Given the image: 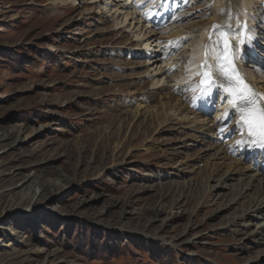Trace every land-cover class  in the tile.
<instances>
[{"label": "rangeland", "instance_id": "1", "mask_svg": "<svg viewBox=\"0 0 264 264\" xmlns=\"http://www.w3.org/2000/svg\"><path fill=\"white\" fill-rule=\"evenodd\" d=\"M112 1L0 0V264H264L195 171L206 147L180 143L177 117L134 114L154 86L133 76L144 53L128 55L145 27ZM211 13L199 5L186 20L201 24L157 37L188 26L193 42ZM30 178L44 191L24 200Z\"/></svg>", "mask_w": 264, "mask_h": 264}, {"label": "bare ground", "instance_id": "2", "mask_svg": "<svg viewBox=\"0 0 264 264\" xmlns=\"http://www.w3.org/2000/svg\"><path fill=\"white\" fill-rule=\"evenodd\" d=\"M78 1L79 0H55V3H59L63 5L68 3H77ZM102 1H108V0H88L87 5L97 4ZM145 1L146 0H113L111 4H107L106 6H110L111 10H113V8H116V12L118 13V15L119 16L123 15L125 21L124 23H127V21L132 20L130 18L132 17L134 12V11L133 12L132 11L128 12V11H130L131 9L134 10L137 9V7L142 5V3H144ZM252 1L253 0H212L211 4L213 5L214 13L209 18L208 22L204 21L205 23L202 24L203 28L206 29L208 26L211 25V23L216 22L217 25L223 26L224 30H227L228 33L231 32V35L234 38H236L235 33L237 31L234 29L236 28L235 24L237 22V18L240 16L243 8L247 9L249 12L250 10L253 9L252 5H254V2ZM112 3L116 5H113ZM223 4L225 5L224 9L221 8ZM147 5L148 6L146 8L148 9V11H150V13L152 12L154 13L156 11L155 3L150 2ZM126 8H128L129 10L127 12L123 11ZM137 13L139 12L137 11ZM139 19L140 18L138 17V19H136L137 20L136 22L138 24L137 28L140 31L141 27L144 28L145 25L143 22L140 27L141 21ZM199 24L201 23L194 22L195 26ZM229 25H232L234 27L229 29L228 28ZM116 27H117L116 29L118 30L121 27H124L123 22L117 23ZM187 28L189 27L186 26L183 30H181L182 32L177 31L174 34L170 35L168 38L163 37L164 39H166V41H163L161 38L159 40H156L158 43L157 47H160L162 43L165 42H166L165 47L167 51L169 50L170 46L172 45L177 46L176 42H170V41H175L176 39H180V38L181 41L184 40L185 34L183 33ZM205 29H203L204 31L200 33V37H199L200 39L197 38L195 41L192 40L193 42L188 41L186 43L185 42L182 43L181 50L184 51H182L181 53L179 52L177 55L172 51L173 55L171 56L173 57L171 59L164 61L165 58H163L162 60L164 62H160L156 60L153 62L152 65H148L149 63L147 64V61H145L144 58L142 59L143 55H141L144 53L145 56L146 53L144 52V49H147L149 47L150 45L149 39L151 38L148 37H150L151 35L149 34L147 35V31H145L144 33L140 32L139 34H137V37L143 35L142 38L140 37L141 41H139L141 43V47H133V50L129 52L128 55L142 56L139 57L140 62L136 66L137 68H133V71L136 69H141V72L135 73L133 74V76L138 77L137 79L139 78L145 79V81L151 79L153 82L152 85L154 86H152L149 89L150 92H147L145 95L141 96L140 98L141 103H138L139 105L137 104L138 107L134 112V114L142 115L143 113L145 116L151 119L161 120L162 118L163 123L169 120H173L174 117H177L179 121L177 123L181 130V138H184L180 143H183L185 145L190 144V146H194V143L197 142L196 143L197 148H199V146L202 147L201 145L206 147L203 149H198L194 153L197 156L196 157L197 162L198 159L200 158H202L201 161L203 160L206 161L205 168L203 167V169H200L198 167L197 170L195 171L197 172L200 178L206 181L205 182L206 185H208V183H210V185H213L212 188L210 189V192L211 191L218 192L221 198L224 197V199L220 200L222 201L220 203V208L218 210L220 214L229 213L230 215H235L234 217L231 218L230 223L228 225L226 224L225 227H227L228 229H234V231L237 232L238 236L246 235L245 241L246 240L249 241L248 243L250 244V247L243 248L241 250L242 253L247 255L248 254L247 252L253 253L256 249H259L257 254L261 253L262 255H260V257L263 260L264 259V221L262 220L264 217V176L252 170L251 166L245 165L240 161L231 159L227 155L224 147L214 145L212 143V139L214 137L213 132L215 130L214 125L211 124L209 120L203 119L195 109L197 103L205 102V98L196 96V93L198 91L197 82L191 80L193 73L195 71L194 70L195 60L201 58L204 48L206 49V53L208 52L210 38L209 39L206 38L207 33ZM202 34H204V36H201ZM216 38H217L216 35L212 37L213 40H215ZM134 40L130 43L131 45L133 43H139L137 40L135 41ZM168 44L169 47L167 48ZM183 45L184 47H186L185 49ZM184 52L188 54L187 61L189 62L187 65L184 66H182V64L180 63V66L182 68L183 67L188 68V71L179 68L178 66L179 64L176 63L177 61H179V57L183 56ZM213 58H215V56L209 54L208 62H212ZM173 69H175L177 73L176 74L177 83L174 85H170L169 83L171 82H169V80L167 79L170 72L174 71ZM177 69L180 70L177 72ZM162 80H164V82H161ZM165 82L167 84H164ZM254 82L256 83V86H258L257 91H259L260 89L264 91V80L263 81L257 80L256 78L254 79ZM255 83L251 84L252 88L255 87ZM184 91H187V94L184 95L183 94ZM151 101H157L158 104L155 105V107L153 108H149L150 106H148V103H150ZM197 134H199V136H197ZM202 135H204L205 137L204 139L202 138ZM199 137L201 138L199 139ZM190 149H194V148H188L183 150L186 152L189 151ZM201 161L196 164L201 163ZM220 167L223 169L222 171L219 170ZM203 170H206L210 175L205 174ZM24 185H26V187H28L27 189L30 190V192H26L23 194L24 200H28L29 198L33 197L31 196V189L34 188L35 186L38 187L40 190H42V192L44 191L43 184L41 187V183L31 181V178L25 180L16 188L22 187ZM57 185L58 184L55 183L52 186L55 187ZM189 186L192 185L190 184ZM249 230L251 231L247 233V231ZM247 237H249V239H247ZM245 241L242 242L244 245H245ZM237 246H238L237 249H241L240 248L241 246L239 245ZM248 264H260V261L252 260L249 261Z\"/></svg>", "mask_w": 264, "mask_h": 264}, {"label": "snow or ice", "instance_id": "3", "mask_svg": "<svg viewBox=\"0 0 264 264\" xmlns=\"http://www.w3.org/2000/svg\"><path fill=\"white\" fill-rule=\"evenodd\" d=\"M213 33L216 39L210 37L208 52L204 71L200 73L203 77L202 85H207L201 89L204 98L211 95L209 89L216 87L227 93V103L233 109V119L238 120L239 127L244 129L250 140H239L237 143L240 147L250 145L258 146L264 149V95L255 91L254 88L246 82L244 76H241L238 67L236 66V48L231 43V36L221 25H213ZM232 25L228 28L231 29ZM240 36V32L235 33ZM250 39V38H249ZM244 40H240L239 44L243 46ZM179 46V45H178ZM219 47V52L216 49ZM209 54L215 56V68L211 63H208ZM222 77L224 83H217L216 77ZM228 117V113H225ZM220 132H225V127L219 128Z\"/></svg>", "mask_w": 264, "mask_h": 264}]
</instances>
